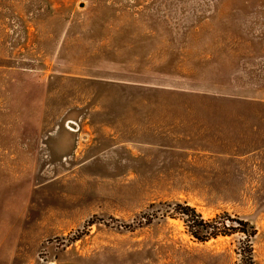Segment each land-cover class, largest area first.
<instances>
[{"label":"rangeland","instance_id":"374dc122","mask_svg":"<svg viewBox=\"0 0 264 264\" xmlns=\"http://www.w3.org/2000/svg\"><path fill=\"white\" fill-rule=\"evenodd\" d=\"M177 202L264 264V0H0V264H238Z\"/></svg>","mask_w":264,"mask_h":264},{"label":"trees","instance_id":"16d2710c","mask_svg":"<svg viewBox=\"0 0 264 264\" xmlns=\"http://www.w3.org/2000/svg\"><path fill=\"white\" fill-rule=\"evenodd\" d=\"M165 213L166 216L181 221L186 234L199 243L219 236L239 234L241 241L234 249L238 256V264H254L252 239L256 230L248 221L240 218L231 219L223 215L205 219L186 202L168 204Z\"/></svg>","mask_w":264,"mask_h":264}]
</instances>
